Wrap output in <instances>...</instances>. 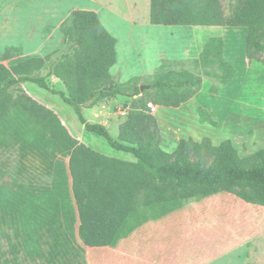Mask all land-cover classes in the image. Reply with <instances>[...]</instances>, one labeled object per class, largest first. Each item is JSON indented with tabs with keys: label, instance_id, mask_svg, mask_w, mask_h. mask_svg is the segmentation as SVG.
Returning a JSON list of instances; mask_svg holds the SVG:
<instances>
[{
	"label": "trees",
	"instance_id": "trees-1",
	"mask_svg": "<svg viewBox=\"0 0 264 264\" xmlns=\"http://www.w3.org/2000/svg\"><path fill=\"white\" fill-rule=\"evenodd\" d=\"M150 22L245 28L247 57L264 64V0H231L228 12L221 0H150ZM61 30L71 43L45 75L40 72L46 59L40 55L15 58L8 52L4 57L9 62H0V126L21 133L20 122L27 119L69 157L66 173L55 167L38 139L24 141V152L32 145L54 177L50 184H33L0 198V240L7 242L13 254L25 251L42 264H75V234L83 248L110 246L130 216L175 200L227 192L264 206V147L241 156L230 139L213 144L209 138H183L173 152H167L161 147L158 120L147 103L129 110L117 138L105 124L89 121L85 115L86 108L105 100L136 97L150 90L154 104L179 107L200 91V76L189 70H169L156 75L150 89L142 91L136 78L121 84L113 77L117 40L95 10H74ZM222 54L223 40L212 37L201 60L232 70ZM51 78L61 81L65 89L52 86ZM26 82L59 96L73 108L86 132L104 137L112 149L131 154L135 161L106 155L81 142L53 109L26 92L13 98L11 90ZM199 113L202 122L218 125L205 108H199ZM0 264L13 263L4 259Z\"/></svg>",
	"mask_w": 264,
	"mask_h": 264
},
{
	"label": "rangeland",
	"instance_id": "rangeland-1",
	"mask_svg": "<svg viewBox=\"0 0 264 264\" xmlns=\"http://www.w3.org/2000/svg\"><path fill=\"white\" fill-rule=\"evenodd\" d=\"M221 2L228 12L231 0ZM76 9L95 10L106 30L116 38L117 54L111 73L119 83L136 78L135 84L145 91L156 75L173 69L189 70L202 78L200 91L181 106L155 104L156 111H150L158 120L165 151L173 152L183 138H209L213 144L230 139L241 156L264 147V64L247 57V30L242 27L155 25L150 22V0H0V62H9L4 57L8 52L15 58L40 55L46 59L40 72L45 75L51 62L71 43L61 25ZM212 37L223 40L221 59L233 71L201 60L203 48ZM51 84L65 89L55 78H51ZM22 91L53 109L81 142L106 155L135 161L131 154L112 149L104 137L86 132L73 108L59 96L30 82L12 89L11 95L15 98ZM151 95L152 90L136 97L117 96L86 108L85 115L89 121L107 122L111 135L117 138L119 120H125L134 106L154 102ZM199 108H205L218 125L202 122ZM20 124L21 133L8 125L0 126L1 199L53 180L32 145L24 152L25 140L28 143L38 139L55 167L68 173L66 152L33 122L23 119ZM70 195L73 196L71 181ZM155 212L168 214V219L158 222L163 235L151 237L155 241L145 245L139 264H264L262 205L221 192L163 203ZM139 239L135 238L137 245ZM75 240V264H84L85 248L77 234ZM0 243V263L9 259L13 264H42L31 260L25 251L13 254L5 240ZM156 243L163 246L162 252L153 249ZM99 250H93L94 257L105 254V249Z\"/></svg>",
	"mask_w": 264,
	"mask_h": 264
},
{
	"label": "crops",
	"instance_id": "crops-1",
	"mask_svg": "<svg viewBox=\"0 0 264 264\" xmlns=\"http://www.w3.org/2000/svg\"><path fill=\"white\" fill-rule=\"evenodd\" d=\"M160 108V107H159ZM123 119L119 120L118 126L123 122ZM108 127L107 122L101 121ZM64 123V122H63ZM203 197V196H202ZM190 198L186 200L198 199ZM158 205H152L144 208L138 213L130 216L123 227L119 231L114 242L107 247H84L85 248V263L86 264H139L142 257L140 256L146 252L145 245L149 246V243L153 240L151 237H157L163 235L164 229L158 222L168 219V214L155 212L158 209ZM139 239V245L136 244L135 238ZM145 248V249H144ZM105 249V254L93 256V250ZM127 251H124V250ZM154 250L162 252L163 246L155 244ZM161 249V250H160ZM100 251V250H99ZM126 253V254H124ZM104 254V255H103ZM141 264V263H140ZM143 264V263H142Z\"/></svg>",
	"mask_w": 264,
	"mask_h": 264
},
{
	"label": "built area",
	"instance_id": "built-area-1",
	"mask_svg": "<svg viewBox=\"0 0 264 264\" xmlns=\"http://www.w3.org/2000/svg\"><path fill=\"white\" fill-rule=\"evenodd\" d=\"M147 106L150 109V111H156L157 109V105H155L153 102H148Z\"/></svg>",
	"mask_w": 264,
	"mask_h": 264
},
{
	"label": "water",
	"instance_id": "water-1",
	"mask_svg": "<svg viewBox=\"0 0 264 264\" xmlns=\"http://www.w3.org/2000/svg\"><path fill=\"white\" fill-rule=\"evenodd\" d=\"M141 89H143V88H141Z\"/></svg>",
	"mask_w": 264,
	"mask_h": 264
}]
</instances>
